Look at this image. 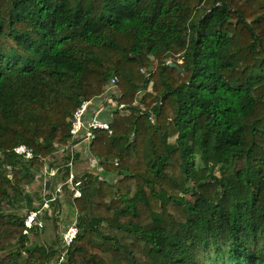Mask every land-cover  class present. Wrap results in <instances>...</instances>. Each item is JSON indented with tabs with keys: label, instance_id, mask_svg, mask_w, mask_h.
Returning a JSON list of instances; mask_svg holds the SVG:
<instances>
[{
	"label": "trees",
	"instance_id": "obj_1",
	"mask_svg": "<svg viewBox=\"0 0 264 264\" xmlns=\"http://www.w3.org/2000/svg\"><path fill=\"white\" fill-rule=\"evenodd\" d=\"M112 76L59 264H264V0H0V264L57 256L2 205Z\"/></svg>",
	"mask_w": 264,
	"mask_h": 264
},
{
	"label": "built area",
	"instance_id": "obj_2",
	"mask_svg": "<svg viewBox=\"0 0 264 264\" xmlns=\"http://www.w3.org/2000/svg\"><path fill=\"white\" fill-rule=\"evenodd\" d=\"M141 71L146 75L149 74L144 70ZM116 82V76H112L102 94L95 99L81 101L73 112L69 125L70 142L65 146H57L50 160L52 165H50L49 161H46L37 173L42 178L43 190L40 194L42 200L38 206L28 209L24 214L23 234L29 235L35 230L44 228L46 215L51 216L54 213L59 216V211L53 212V206L61 203L65 190H69L71 200L80 197L85 176L87 174L91 175V172L77 176L73 170L76 155L82 153L85 156V160L97 168L98 172L93 175H97L100 179L103 178L102 167L99 165L98 159L91 153L90 146L95 138L94 131L96 129L107 130L108 133H111L109 121L101 119L100 113L108 107V109L125 110L123 104H117L115 101V97L118 96L116 94ZM150 119L153 121L151 117ZM14 152L25 159L32 157V151L24 144L14 147ZM114 164H117V160H114ZM62 166L68 167V173L63 177H61V170L59 169ZM45 182H47V186H45ZM76 224L77 220L75 217L72 218L69 224L61 225L62 229L60 230L59 238L63 248H66L75 239L78 233Z\"/></svg>",
	"mask_w": 264,
	"mask_h": 264
},
{
	"label": "rangeland",
	"instance_id": "obj_3",
	"mask_svg": "<svg viewBox=\"0 0 264 264\" xmlns=\"http://www.w3.org/2000/svg\"><path fill=\"white\" fill-rule=\"evenodd\" d=\"M105 86L106 85H104V87H103L104 89H103L102 93L105 90ZM109 105L111 106V104H109ZM121 112L126 113V112H128V110L125 109ZM169 140L172 141L173 137H170ZM75 164H76V162H75ZM201 165H202L201 161L198 159L197 160V166L201 167ZM75 172H76L77 176H81V175H84V174L91 172L92 176H95L96 178L100 179L97 175H93L94 173L98 172L97 168L93 167L92 164L88 163L87 161L84 163L77 162ZM63 173H64V171L61 170V172H60L61 177L64 176ZM31 188H32V191H30L29 194L31 195L32 200L34 201L33 205L36 207L41 202L39 197H40V194L42 193V190H43L42 178L40 176H38V175L35 176V183L31 184ZM19 196H22V194H20ZM186 196L188 197L189 195L187 194ZM69 199H70V192H69V190H65V195H64V198L61 199V203L53 206V212L59 211V216L54 215V213L51 216L46 215L44 218V221H45L44 228H42L41 230H35L34 232L27 235V237H28L27 243L28 244L34 243V244H38V245L50 246L51 243L55 242V245L57 246V249L59 250V252H57V256L50 259L49 264H59L60 259H61L60 255H59L60 250L62 248L61 242L59 239V233H60V230L62 229L61 225L62 224L67 225L72 220V218H71L72 214H71L69 206L67 204V200H69ZM2 208H3V210H5L6 213L13 212L19 217H24V214L31 207H28V204H26L25 202H20V203L8 204V205L3 204Z\"/></svg>",
	"mask_w": 264,
	"mask_h": 264
},
{
	"label": "crops",
	"instance_id": "obj_4",
	"mask_svg": "<svg viewBox=\"0 0 264 264\" xmlns=\"http://www.w3.org/2000/svg\"><path fill=\"white\" fill-rule=\"evenodd\" d=\"M108 111H110V110L108 109L107 112ZM100 115H102V116L105 117L106 116V111L101 112ZM75 162H76V164H77V162H80V163L86 162L85 156L82 153L77 155V159H75L74 164H73V170H74V172L76 171V164H75Z\"/></svg>",
	"mask_w": 264,
	"mask_h": 264
},
{
	"label": "water",
	"instance_id": "obj_5",
	"mask_svg": "<svg viewBox=\"0 0 264 264\" xmlns=\"http://www.w3.org/2000/svg\"><path fill=\"white\" fill-rule=\"evenodd\" d=\"M176 68H178L179 71H181V68H179L178 66H176ZM45 186H47V182H45Z\"/></svg>",
	"mask_w": 264,
	"mask_h": 264
}]
</instances>
